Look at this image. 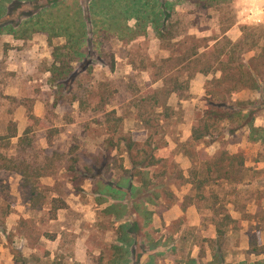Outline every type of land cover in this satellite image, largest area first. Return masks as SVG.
<instances>
[{
  "label": "rangeland",
  "instance_id": "374dc122",
  "mask_svg": "<svg viewBox=\"0 0 264 264\" xmlns=\"http://www.w3.org/2000/svg\"><path fill=\"white\" fill-rule=\"evenodd\" d=\"M21 1L8 2L0 19L1 24L18 23L35 16L17 34L0 33V134L8 133L6 126L13 121L19 135L31 126L38 144L47 147L44 124L31 122L29 114L46 115L45 125L63 127L67 147L61 149L65 154L30 155L29 182L18 172L4 170L0 264H187L192 258L208 264L217 256L210 242L217 237L216 222L227 214L237 223L229 226L223 241L225 262L217 264H264V140L251 138L252 127L227 121L210 122L208 131L201 130L206 136L192 140L220 71L190 78L194 67L187 61L166 77V67L173 65L162 63L173 53L180 61L186 58L191 37L223 47L224 36L238 40L245 25L264 35V0H225L215 6L166 0L175 4L164 38L157 31L164 19L155 20V0H149V11L143 7L146 0H57L56 5L55 0H37L38 6ZM5 3L0 0V7ZM82 25L89 36L82 44L87 55L79 61L69 47L77 46V38L69 39L68 33ZM57 48L72 50L73 56L65 58L74 71L82 70L78 80L86 75L74 86L82 102L71 107L52 105ZM216 58L210 52L204 61L215 66ZM175 77L180 80L178 93L172 91ZM256 97L249 90L232 96ZM66 110L73 111L72 118L65 116ZM255 112L254 126L260 127L264 108ZM73 131L78 134L68 137ZM129 137L137 142L132 157L125 143ZM111 140L116 146L103 149L104 157H113L109 172L65 171L71 144L87 143L95 152ZM17 141L9 144L12 150ZM148 153L165 160L137 168L148 176L137 172L128 185L122 169L134 161L144 163ZM228 156H234L232 166ZM74 176L78 178L72 182ZM143 179L150 180L147 187Z\"/></svg>",
  "mask_w": 264,
  "mask_h": 264
},
{
  "label": "trees",
  "instance_id": "16d2710c",
  "mask_svg": "<svg viewBox=\"0 0 264 264\" xmlns=\"http://www.w3.org/2000/svg\"><path fill=\"white\" fill-rule=\"evenodd\" d=\"M11 1L12 0H5L6 3L0 7V19L3 18L5 10L7 12L8 2ZM32 1L33 4L38 6L41 0ZM176 1L181 2L185 0ZM193 1L197 2L198 4L207 2L208 4H210L209 6H215L216 4H220L225 0ZM128 2L129 0L126 1V3ZM17 3L22 4V1L17 0ZM57 3L58 1L55 0L53 2V5H56ZM151 4L152 3H150L149 0H146L143 3L145 11H149V6ZM156 4L158 5V7L156 6ZM174 4V1L173 3H170V1L168 2L166 0H155L153 2L154 12H156V10L158 9L155 20H158L159 18L160 20L164 19V25L162 24V27H159L157 30L161 38L168 36L166 32V29L168 28L167 22H169V17H171L172 13L174 12ZM10 8L12 9L13 6H10L9 9ZM42 8L45 9L46 7L43 5ZM42 8L40 7V11ZM12 11H14V9ZM34 18L35 16H29L24 19V22L18 21V23H13L12 21H7L6 23H0V33L7 31L8 33L17 34L19 32V28L21 29L23 23H31ZM81 22L82 24L84 23L83 19ZM165 22L167 24H165ZM82 26L83 27L78 31L68 33V36L70 37L69 39L77 38L75 41L77 46L69 45V47L73 48V52L77 56H74V60H76V58H80L81 60L79 61H84V57L85 55H87V51L85 50V47H83L82 44L87 41V37L89 36L87 31L84 29V25ZM23 30L26 33H28L27 31H29L27 27H24ZM226 31H224V33ZM257 31V27L245 25L242 28L243 34L238 40L232 41L231 39L224 36L225 46L223 47H220V42H216L214 45H210L209 41L203 43V39L201 40L195 39V37H191L193 39V45L186 48V58L180 61V55H176L175 53H173V55H171L170 57L162 59V63H171V66L173 65L172 67H166L169 70L166 74L164 73L166 77H168V75L174 74V72H178L180 66L185 64V62L187 61H189V63L194 67L190 78H193V76L197 73H211L212 69L214 72L220 71L219 76L215 75L213 77L212 83L214 86L213 89L210 91L208 98H206L208 106L203 111V113L197 118V121H199L201 124L199 125V128L198 126L193 128L191 137L192 140L198 141L203 139L206 134L202 132L209 130L210 122L220 123L223 121H227L230 124L236 125L238 127L250 126L252 127L253 131L251 138L255 140H264V125L260 127L254 126L256 120L255 109L264 108V43H261L264 40V35L257 34ZM76 33L78 34L76 35ZM226 46H230V49L228 51L226 49H223L226 48ZM65 47L68 48V46ZM58 50L59 52L57 54V59H55V61L57 60L58 65L55 66L54 69H51L53 71L52 86L56 88L54 90V99L52 105L56 108L60 104L65 103L68 107H71L74 106V104L78 101L80 103L82 102V97H80L75 92L74 86L77 83L80 85L79 82L81 80H84L86 78V75H83L82 79L80 80L79 78L78 80L77 77L80 73H82V70L77 73L73 70V67L68 64V59H66L65 57L67 55H72V50L70 52L66 51L65 53H63V51L60 52V48H57V50H55L54 52L55 56ZM174 50H176L177 53H181L178 49ZM210 52H214L218 56V58H216L215 60V66H213V64L210 62L204 61V59H206V56L209 55ZM249 52H254V54L250 55L249 57H246L245 54ZM174 81L175 85L172 91L178 93V90H180L181 88V86H179L180 80L175 77ZM244 90H249L254 95L258 94V97H256L255 101H253V99L234 100L232 98L233 94L239 93ZM14 99L20 98L14 97ZM256 104H259L260 106L257 107ZM72 112V110H66L65 116L69 115L72 118ZM112 112L114 113L116 112V110L114 109L113 111L108 112V114ZM29 115L32 120L31 122L34 121L35 124H44L41 128L44 130L45 135H42V137L47 140L48 146L42 147L40 144H38L36 135L37 130L32 129L31 126H29V128L25 130L23 135H19L17 132L16 123L13 121H9L8 125L6 126V130H8V133L0 134V183L3 181V172H5L4 170H13L15 172H18L19 174H21L23 181L29 182L30 178L32 177V175L30 174L32 165L29 161V157H31L30 155L32 154L49 155L52 152L55 154H65V151H63V153L61 152V149H63V146L67 143L65 142L66 140H63L62 137L63 134L61 132L63 127L59 125H45L44 119L46 118V115H44L42 118L36 117L33 113H30ZM254 133H257L259 135L253 137ZM57 134L60 135L55 138ZM71 134L72 135H68V137L72 138L78 133L77 131H73ZM156 134L157 133H154V135ZM152 136L153 134H151L149 138H152ZM16 137L18 138V141L15 145V149L12 150L9 144L11 145L12 139ZM56 141H58V143ZM125 143L128 154L132 157V152L134 151L137 142L131 137H129L128 139H125ZM3 145L8 146L7 149H4ZM115 146V143H113V141L111 140L108 143L104 142L95 152H93L92 150H90L87 143L71 144L65 155L67 158L64 163V169L66 172L73 173L76 175L82 173L97 174V172L105 174L106 172H109L110 162L108 161L113 157L111 153L104 157L103 149L105 150L106 148H113ZM143 152L146 153L145 151ZM148 159L150 160L148 163H146V160ZM228 159L229 165L232 166L234 156H228ZM164 160V157H155L154 155L148 153L147 155H145L144 163H142V160L134 161L133 166L131 168H123L122 170L124 175L122 176V178L125 179L128 185L132 181L133 185V180L136 178L137 172H139L137 168L146 169L148 166H156L162 163ZM146 173V170L139 172V174H143L147 177L148 175H146ZM71 178L72 182H75L78 176H74V178ZM149 183L150 180L143 179V185L145 187H147ZM201 184H203V181H201ZM136 189L138 191L139 187H137ZM34 193L35 191L31 192L32 195H34ZM156 196H158V193H156ZM236 201H238V199ZM236 223L237 220L233 218L231 214L225 215L222 221L216 222L217 237L215 239H212L210 242L213 246V250L217 251V261L213 260L210 261L208 264H217L225 262V248L223 247V241L229 233V226H232ZM126 227L128 226L126 225ZM187 264L198 263L192 258Z\"/></svg>",
  "mask_w": 264,
  "mask_h": 264
}]
</instances>
